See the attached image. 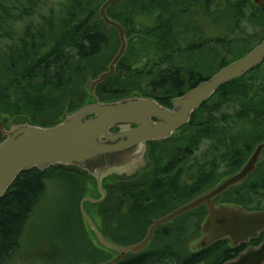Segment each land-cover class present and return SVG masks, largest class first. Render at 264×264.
I'll return each instance as SVG.
<instances>
[{
  "label": "trees",
  "instance_id": "16d2710c",
  "mask_svg": "<svg viewBox=\"0 0 264 264\" xmlns=\"http://www.w3.org/2000/svg\"><path fill=\"white\" fill-rule=\"evenodd\" d=\"M40 1L24 0L21 2L24 7L19 9L20 12L17 13L14 20H18V17L32 16ZM118 1L109 8V11H112L114 16H116V20L120 21L125 27L127 36L130 38L129 46L127 53L119 63L117 72L97 87L96 93L101 100L117 99L133 93L154 96L155 98L156 96L162 95L163 97L164 95L166 99H170L169 95L175 96L182 87L183 83L180 78L183 75V69H186L183 64L185 61L194 60L197 64L200 62L203 70L205 68L212 70L207 75L203 71L199 72L196 80L195 77L191 78L194 81H201L212 74L213 71L219 70L221 67L243 56L255 46L247 42V39L251 38V36L243 34L237 37H229L228 33L238 27V22L241 21L240 18H244L246 13L244 5L254 9L248 22L254 26H262L264 29V9L255 6L252 0H238L233 5L225 6L223 9L219 7L214 12L210 11L208 0H200V10L202 11L200 12V19L209 15L210 20L206 23H213L212 19L214 18L213 21L221 24L226 31L223 32L218 29L216 36L211 38L205 37L206 32L204 30L196 29L194 31V29H188L189 24L182 22L183 17H185L183 14L186 13L183 11L185 0H136V10L126 7L122 12L115 13L113 8L115 5H119ZM103 2L104 0H69L61 28L54 26L52 21L49 29L46 30V25L42 21L37 25H34L35 23L33 24L31 21L26 26L22 36L19 39L13 38L7 48L3 52L1 51L0 118L4 115L9 117L27 115L34 123L51 125L59 122L65 111H73L85 102L92 100L88 89L86 91L84 87L87 94L84 102L75 108H69L65 104L72 86L83 81L85 85L89 79L96 78L101 72L106 70V66L113 59L111 57L114 55L116 48L119 49V36H117L116 41L108 31L110 28L114 31L115 29L104 23L100 18L99 9L97 11L98 14L93 9L94 5H102ZM1 5L0 3V9L2 8ZM152 15L155 16V20L153 26L149 27L146 19L152 18ZM2 19L4 18L0 15V21L7 22V19ZM225 23H227L228 27ZM208 27L206 26L205 28L207 29ZM1 30L3 32L0 36L12 39V36L6 30L3 28ZM196 31H198V35L204 33L202 42H189L187 38L192 35L196 37ZM154 33L155 35L153 36ZM253 36L255 35L253 34ZM263 38L264 32L261 34L260 40ZM147 40L152 41V47L155 51L154 56L161 52L159 56L154 58L156 69H160L161 64L165 63H168L169 67L161 69L157 77L152 78L151 83H147L145 88L140 89L138 86H141V80H148L149 75L152 73L149 74L143 70L139 71L137 67L138 71L130 68V65L133 67V64H130V61L127 62V58L130 55L132 44L137 43L144 46ZM133 41L134 43H132ZM182 42H186L185 44L189 43L187 45L188 49H182ZM228 55H232V58L227 59ZM212 59L213 61L218 60L219 69L213 70ZM182 64L184 65L183 69L181 68ZM259 67H256L246 75L250 73L256 75ZM246 75L222 85V89L232 85L231 89H233L237 84L244 82ZM184 90L186 89L184 88ZM253 99L256 100L257 98H250V100ZM208 105L207 103L203 107L207 108ZM254 110L257 111V109ZM201 112L198 111L192 115V120L189 126L186 127L187 130L193 129L195 123H197L196 118L200 116ZM189 147L193 148L192 141ZM55 168L65 170L73 167L67 168L59 165L52 166L45 171L32 169L22 172L6 194L0 198V264H5L18 248L25 226L45 191L46 173L48 170ZM75 170L87 175L86 171L84 172L77 168ZM259 173L260 171L254 175L255 177L258 176L264 185V177H262L264 172ZM69 176L76 177L74 172ZM88 178L92 179L90 176ZM202 189L203 187L194 188L193 190L196 192ZM122 190H127V186ZM262 190L263 194H261ZM235 191H233L235 202L247 206L252 203L245 198L262 197L259 202H254V208L264 209L261 206V202L264 200V187L259 188L253 184L247 186V188H239ZM245 194H247L246 197ZM127 199L128 195L125 194L123 197L121 196L120 201H126ZM205 214L206 211L201 209L198 215L199 220L186 221L179 230L185 232L195 227L197 232L201 228ZM80 216L83 221L81 209ZM99 223L106 237L123 245L135 243L144 237L138 240L129 237L130 242L126 243L122 239L108 234L104 222L101 221ZM169 228L163 227L160 230L165 238L171 239L172 230ZM188 235V233H185L179 240H185ZM263 239L264 232L260 238L253 240L251 243L259 244ZM248 245L242 244L233 247L230 245L229 240H223L204 250L188 254L174 252L170 250V246H165L159 251H153L150 248L148 251L139 254L127 255L114 264H223L237 257ZM95 248L99 253L97 255L100 257V261L89 263L104 264L111 260H107L110 255L104 248L97 246Z\"/></svg>",
  "mask_w": 264,
  "mask_h": 264
},
{
  "label": "water",
  "instance_id": "95a60500",
  "mask_svg": "<svg viewBox=\"0 0 264 264\" xmlns=\"http://www.w3.org/2000/svg\"><path fill=\"white\" fill-rule=\"evenodd\" d=\"M118 0H105L99 8L104 23L118 32L119 49L107 69L88 80L91 101L73 111H65L51 125L34 123L27 115L0 118V198L16 178L26 171H45L52 166L78 168L95 180L99 199L84 198L80 209L97 244L115 255L112 264L124 255L146 250L156 230L176 217L201 206L208 214L201 224V235L194 249L201 251L223 240L233 247L248 244L264 232V210H249L239 204H220L225 191L241 185L263 158L264 142L259 144L245 165L213 188L196 196L166 216L155 219L138 242L123 245L106 237L94 217L86 210L88 201L101 202L106 196L104 181L110 177L133 179L149 166L148 142L161 141L187 125L198 110L224 84L238 80L264 62V38L243 56L221 67L208 79L172 100V107L152 96L133 93L117 99L101 100L96 88L116 73L128 50L130 38L123 24L108 15ZM264 8V0H253ZM112 128L117 131L112 132ZM223 264H264V239L244 249Z\"/></svg>",
  "mask_w": 264,
  "mask_h": 264
},
{
  "label": "rangeland",
  "instance_id": "374dc122",
  "mask_svg": "<svg viewBox=\"0 0 264 264\" xmlns=\"http://www.w3.org/2000/svg\"><path fill=\"white\" fill-rule=\"evenodd\" d=\"M23 1L24 0H0V3L2 4L0 15H2L5 20L7 19L6 23L0 21V26H2L0 27V34L3 32L1 30L3 28L12 36V39L0 36V53L7 48L9 42L13 41V38L19 39L22 36L26 26L29 25L31 21L33 24L35 23L34 25H37L42 21V23H45L46 25V30L49 29L52 21L54 26L61 28L69 4V0H41L32 16H24L23 18L18 17V20H14L17 13L20 12L19 9L24 7V5L21 4ZM235 1L237 2L238 0H208V3H210V11L214 12L219 7L223 9L225 6L233 5ZM118 2L119 5H115L113 8L115 13L122 12L126 7L133 10L137 4L136 0H119ZM100 5L101 4L94 5L93 7V9L96 10V14H98L97 11ZM250 9L252 8L244 5V10L246 11L244 18H240L241 21L238 22V27L232 32H229L228 36L237 37L243 34L251 36V38L247 39V42L256 46L261 42V34H263L264 29L262 26H254L248 22L250 16L253 14ZM199 11L202 12L201 10ZM95 17H97V15H95ZM95 17L93 18L96 19ZM154 20V15H152V18H147V25H149V27L153 26ZM208 20H210L209 15L203 16L200 26L197 28L206 32L205 37H215L218 29L226 32L221 24H217L213 21L214 18L212 19L213 23H206ZM218 25L220 26L218 27ZM225 25L228 27L226 23ZM206 26L209 27L206 29ZM108 31L112 34L114 40L116 39L117 41L118 33L111 28L108 29ZM203 34H196L197 37L195 39L199 40L197 42H202ZM253 34L255 36H253ZM154 35L155 33L153 36ZM186 42H182V49L186 46ZM132 43H134V41ZM130 49V55L127 58V62L130 61V64H133V67L130 65V68L137 70V67L139 68V71L143 70L149 74L152 73L149 75L148 80H141V86H138L140 89L145 88L147 83H151L152 78L155 76L157 77V74L161 69L169 67L168 63H165L161 64L160 69H156L154 66V58L159 56L161 52H158L156 56H154L155 51L152 47V41L150 40H147L144 46L134 43L131 45ZM117 50L118 48H116L115 53ZM115 53L111 58L115 56ZM231 58L232 55H228L227 59ZM183 64L186 69H183ZM183 64L181 65V68L183 69L182 73L185 75V78H187L189 74H193L196 80L199 72L203 71L207 75L212 71L206 68L203 70L200 62L197 64L194 60L185 61ZM212 64L213 70L219 69L218 60L213 61L212 59ZM261 73H264V69H262ZM84 83L85 82L83 81L82 83H75L74 86H72L69 96L66 99V106L69 108H75L86 100L87 94L85 90L87 91V83L85 85ZM261 85H264V74L255 75L254 73H250L246 76L244 82L242 84H237L231 91L232 110H236V102H238V100L250 99L254 94L252 93L253 90H257V87ZM224 116L225 109H221L218 113V117L224 118ZM195 131V127H193V129L182 132L181 137L177 138L174 142L176 146L172 145L168 148V142L161 144L158 150H155L153 154L154 157L157 158V163L164 164V161L173 153V150L177 148V146L185 148L189 143L188 140H185L190 134H192V132L195 133ZM210 143H213V141L207 139L199 145L198 151L194 156L199 162H211L212 157L219 156L215 153H222L220 148L223 149V146H219L217 150L211 152ZM194 157L192 156L190 161L188 160L186 162L192 163ZM73 172L76 175L74 178L69 176L73 174ZM46 175L45 191L25 226L19 240L18 248L12 253L5 264H91L89 262H99L100 257L97 255L99 253L95 246L99 248L102 247L97 244L94 235L87 227L84 218L83 223L79 208L81 199L91 192V185L93 183L95 184V181L91 179L90 182L92 181V183H89L88 176L75 169L62 170L61 168H55L48 170ZM109 192V198L102 203L99 208V215H96L95 205L85 203L86 210L94 216V219L99 225V222H104L108 234L122 239L123 242L125 241L126 243H129V237L138 240L145 236V233H147L152 222L151 215L147 217V215L143 216L138 213L136 214L131 207V203H133L132 201H120L117 199L116 191L109 190ZM261 204L264 208V200ZM250 206L251 207L249 208H252L254 205L251 204ZM184 222L186 221L179 220L176 226L174 225L175 228L172 231V239L169 241L171 245L167 241L168 238H165L163 235L162 231L159 233L157 232L151 250L159 251L165 246H172L173 250L177 253H190L191 247L188 244V241L193 237L199 236L200 229L196 232V228L193 227L185 232L181 231L179 229L183 226ZM170 229H172V227ZM185 233H189L187 238L182 241L179 240V238ZM105 250L108 255L112 254L109 250Z\"/></svg>",
  "mask_w": 264,
  "mask_h": 264
},
{
  "label": "flooded vegetation",
  "instance_id": "af4514ba",
  "mask_svg": "<svg viewBox=\"0 0 264 264\" xmlns=\"http://www.w3.org/2000/svg\"><path fill=\"white\" fill-rule=\"evenodd\" d=\"M255 6L264 9L263 7H260L256 4ZM183 9H184L183 11H185L186 13L183 14V16L185 17H183L182 22L188 23L189 24L188 29H194L195 31L200 26L201 23L200 11H199L200 0H185V5L183 6ZM250 10H252V13L254 12L253 8ZM107 12L111 18L116 20V16H114V13L112 11H109L108 9ZM165 19L167 18L165 17ZM115 31L117 32L116 29ZM195 34L198 35L199 34L198 31H196ZM196 37L191 36L187 38V40L189 42L199 41L195 39ZM196 43H200V42H196ZM188 44H186V46L183 47L184 50L188 49L187 47ZM118 66L116 72L118 70ZM262 69H264V62L260 65L259 69L257 70V75L264 74L261 73ZM169 71H174V70H169ZM217 71H213L212 74L208 75V77H206L201 81L192 80L191 78L194 77V75L192 74H189L187 78H185V75L183 74L182 77L180 78L183 83L182 87L175 96L172 97L169 95L170 99H166V97L163 95V97L165 98L164 99L162 95H159L156 96V99H158L163 105L172 107V100L174 98L183 95L185 92L194 88L200 82L208 79ZM232 86L226 87L225 89H222L221 86L220 87L221 89L219 88L216 91V93L212 95V97L209 99L210 101L209 100L206 101L198 110L195 111V112L202 111L200 116H197L196 118L197 123H195L194 126L196 131L195 133L192 132V134H190L185 140V141L188 140V142L190 143L192 141L193 148L189 147L190 143H188L185 148L177 146V148L173 150V153L169 155V157H167V159L164 161V164H158L156 160L157 158H155L153 155L154 151L158 150L161 144H165L166 142H168L167 143L169 144L168 148H170V146L172 145H175L174 143L175 140L181 137L182 132L187 131L186 127L189 126L191 122L190 121L187 125H184L180 129L176 130L171 137L161 141L148 142L149 148L146 157H147V161L149 162L148 165L149 167L145 171H140L137 177L133 179H124L122 177H118V179H115V177H110L106 179L103 185L104 189L106 190L105 198L98 203L93 201L86 202L90 205L96 206V215H98V210L100 208L99 206L109 198L108 197L110 193L109 190H114L116 191L117 193L116 196L117 199L119 200L121 196L123 197L125 194L128 195V199L126 201L133 202L131 203V207L136 212V214L138 213L139 215L144 216V215H148L149 213H152L149 214V216L151 215V220L153 222L155 219L168 215L169 213L176 210L180 206L193 200L196 196L213 188L214 186L219 184L223 179L238 172L248 161L250 156L255 151L256 147L264 142V85L257 87V90H253L252 93L254 94L253 96H251V98H257L256 100L254 99L238 100V102H236L237 104L236 110H232L233 108L231 106ZM184 88L187 89L184 90ZM207 103L209 104L207 108L203 107ZM221 109H225L224 118L218 117V113L221 111ZM254 109H257V111ZM111 131L115 132L117 131V128H112ZM207 139L213 141V143H210L211 152L217 150L219 146H223V149L220 148L222 153H215L219 156H216L214 158L212 157L211 162L201 163L194 156L195 153L198 151L199 145L204 140ZM192 156L194 157L192 163H187L186 161L188 160L190 161V158ZM259 171L260 173L264 172V150H263V158L259 161L257 168L254 170V172L250 174L249 177L241 185L236 186L228 191H225L221 196L219 203L239 204L249 210H264V209L254 208V206L252 208H249L251 207L250 205L246 206L245 204L234 201L235 194L233 191H235L236 189L247 188V186H251L253 184H255V186L259 188L264 187L258 176L255 177L254 175ZM86 173L89 176L88 172ZM262 177H264V175H262ZM88 182L92 183V181L90 182V179ZM91 186H92V188H90L91 192H89L86 196H84L82 200L84 198L99 199L101 197L96 182L95 184L93 183ZM126 186H127V190H122ZM200 187H203V189L200 191L195 192V190H193L194 188L198 189ZM261 194H263V190ZM246 196L247 194H245V197ZM245 199L251 202L253 205H255L254 202H259L262 199V197L261 198L251 197ZM201 209H204L206 211L205 217L203 218L205 219L208 214V209L205 206H201L199 208H196L192 211H189L187 213H184L176 217L174 220H172L169 223L160 226L156 230L154 238L151 241L150 245L144 251H148L152 247L157 232L159 233L162 230L161 228L172 227V229L170 228L169 229L173 231L179 220L197 221L199 220L198 215ZM200 235H201V228H200L199 236L197 238L193 237L188 241L189 242L188 244L191 247L190 252L198 251L194 249V243L200 237ZM171 239L169 238L167 241L169 242ZM252 241L248 243L249 245L247 247L252 245H257L251 243ZM170 250H173L172 246H170ZM173 251L176 252L175 250ZM112 254H109L110 257L107 260L113 259L115 257V255ZM125 256L127 255H124L121 259H123Z\"/></svg>",
  "mask_w": 264,
  "mask_h": 264
}]
</instances>
